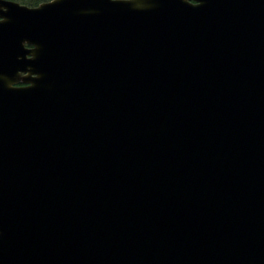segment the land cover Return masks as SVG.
<instances>
[{
  "label": "water",
  "instance_id": "obj_1",
  "mask_svg": "<svg viewBox=\"0 0 264 264\" xmlns=\"http://www.w3.org/2000/svg\"><path fill=\"white\" fill-rule=\"evenodd\" d=\"M0 264H264V0H0Z\"/></svg>",
  "mask_w": 264,
  "mask_h": 264
},
{
  "label": "trees",
  "instance_id": "obj_2",
  "mask_svg": "<svg viewBox=\"0 0 264 264\" xmlns=\"http://www.w3.org/2000/svg\"><path fill=\"white\" fill-rule=\"evenodd\" d=\"M44 1H49V0H19L20 3H24V4H27V5L29 4L30 6L39 5L40 2L42 3ZM20 84H22V83H20Z\"/></svg>",
  "mask_w": 264,
  "mask_h": 264
}]
</instances>
